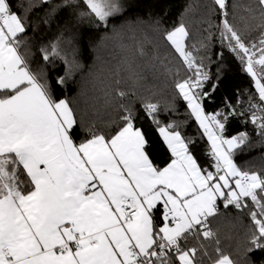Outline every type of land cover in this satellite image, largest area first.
<instances>
[{
    "label": "snow or ice",
    "instance_id": "obj_1",
    "mask_svg": "<svg viewBox=\"0 0 264 264\" xmlns=\"http://www.w3.org/2000/svg\"><path fill=\"white\" fill-rule=\"evenodd\" d=\"M64 4H83L80 18L97 27H107L122 11L121 0ZM212 5L221 17L216 25L221 44L254 82L256 102L250 97L246 111L264 136V0H254L245 9L247 19L258 21L254 40H246L230 20L229 0H212ZM207 23L210 29L212 21ZM205 31L212 39L213 33ZM26 32L25 19L12 10L11 0H0V264H203L205 256L211 264H238L220 248L212 228L221 204L247 210V252L264 251V174L242 170L234 161L235 150L249 139L246 132L225 135L235 110L205 111L203 100L210 94L203 89L210 77L203 58L198 61L194 55L195 46L187 47L190 32L183 15L164 30L163 38L191 73L175 87L209 142L208 167L198 162L190 150L194 141L178 125L161 126L159 105L150 100H142L139 110L131 101L121 103V122L114 133L91 126L80 139L77 111L57 89L82 65L57 40L40 48L45 64L58 58L64 65L63 74L50 79L22 51ZM136 55H146L142 45ZM127 66L131 71L132 63ZM116 95L124 100L129 93L117 89ZM141 113L156 125L169 150L163 167L147 151L148 140L136 123ZM190 238L213 241L215 258L203 242L199 248L189 247Z\"/></svg>",
    "mask_w": 264,
    "mask_h": 264
},
{
    "label": "trees",
    "instance_id": "obj_2",
    "mask_svg": "<svg viewBox=\"0 0 264 264\" xmlns=\"http://www.w3.org/2000/svg\"><path fill=\"white\" fill-rule=\"evenodd\" d=\"M252 3L254 0H229V18L246 40H254L259 35L255 28L258 21L247 19L245 11ZM11 4L12 10L25 19L27 42L22 51L28 52L33 67H43L50 79L63 74L60 59L52 58L45 64L40 53L41 47L57 40L62 51L70 59L74 55L82 65L62 90L57 89V95L67 96L77 111L82 125L78 129L80 139L85 138L91 126L106 135L114 133L121 122V103L131 101L139 110L142 100H150L159 105L157 118L161 126L178 125L182 135L194 141L190 150L198 162L208 167L209 142L175 87L177 81H183L191 73L163 38L164 30L178 24L183 15L190 32L187 47L193 50L195 46L194 55L198 61L203 58L204 70L210 77L203 89L210 94L203 100L205 111L228 114L235 110L236 115H229L225 135L246 132L249 139L235 150L234 161L242 170L264 174V136L251 123L250 112L246 111L250 97L256 102L254 82L236 55L221 44L216 27L221 17L212 11V0H121V13L110 18L107 27H97L95 22L81 19L83 4L66 6L64 0H51L48 4H42L41 0H11ZM209 20L213 24L210 29ZM205 29L213 33L212 39L207 38ZM140 45L146 53L143 57L136 55ZM128 62L132 63L131 71ZM117 89L129 95L121 100L116 95ZM136 123L146 135L151 159L163 167L170 153L156 125L142 113ZM212 228L219 235L220 248L238 264H264V251L247 252L251 229L247 210L224 209L221 204L220 215L212 220ZM201 242L209 256L215 258L213 241L190 238L188 246L199 248ZM203 264H211L209 257H203Z\"/></svg>",
    "mask_w": 264,
    "mask_h": 264
}]
</instances>
